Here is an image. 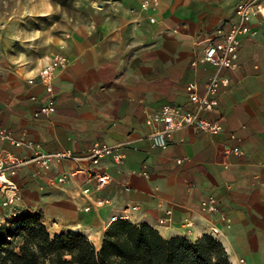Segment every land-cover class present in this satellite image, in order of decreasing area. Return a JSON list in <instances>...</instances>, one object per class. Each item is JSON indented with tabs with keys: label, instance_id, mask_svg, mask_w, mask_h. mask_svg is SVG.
<instances>
[{
	"label": "crops",
	"instance_id": "1",
	"mask_svg": "<svg viewBox=\"0 0 264 264\" xmlns=\"http://www.w3.org/2000/svg\"><path fill=\"white\" fill-rule=\"evenodd\" d=\"M240 2L0 0L1 125L46 153L70 149L85 156L99 143L122 144L127 155L123 165L104 157L97 165L53 166L51 176L78 168L107 173L112 181L102 190L84 174L52 188L35 176L34 164L25 166L13 178L16 203L42 207L46 218L86 235L98 249L116 216L166 239L210 236L233 264H264V0L249 18L257 34L242 38L239 68L219 70L202 61L238 21ZM60 55L69 64L56 72L55 112L37 117L49 98L40 71ZM215 76L229 85L203 115L221 121L224 131L183 127L172 133L168 149L155 147L151 135L162 124L150 119L167 106L196 110L187 87L196 83L204 94ZM225 148L240 150L230 154L228 167ZM0 154L33 155L3 139ZM85 188L91 195H83ZM210 196L215 211L202 207ZM5 198L0 191V221L9 212L1 206ZM98 198L111 203L96 209Z\"/></svg>",
	"mask_w": 264,
	"mask_h": 264
},
{
	"label": "built area",
	"instance_id": "2",
	"mask_svg": "<svg viewBox=\"0 0 264 264\" xmlns=\"http://www.w3.org/2000/svg\"><path fill=\"white\" fill-rule=\"evenodd\" d=\"M262 11L258 0H241L237 7L238 21L234 23L226 35L225 39L219 45H212L205 51L202 61L211 63L219 70L232 69L236 70L240 64V46L243 37H251L257 34L256 30H252L248 21L249 18L256 13ZM69 64V58L65 55L58 56L50 64L46 65L40 71V80L46 88L49 95L47 103L36 114L50 116L55 112L56 94H55V77L58 69L65 68ZM228 78L215 76L205 88L204 94L199 92V87L196 83H192L187 87L191 102L196 107V110H183L177 107H165L160 113L154 115L149 123L162 124L151 135L154 146L162 150H166L170 146V138L175 130L183 127H191L207 134H220L224 131V126L221 121H211L203 115V112H212L218 105L216 96L221 86H228ZM232 139H237L236 135H231ZM0 139L12 142L16 147L25 146L29 148L33 155L32 157H19L11 154H0V191L6 194V198L1 206H9L15 204L18 199L19 187L13 180L14 176L25 166L30 164L35 165V176L44 177L47 180L49 187L65 186L78 175L84 174L86 180L91 181L96 179V187L98 190L106 188L112 181V177L107 173H99L92 168L83 170L81 168L71 170L69 172L60 173L57 176H51L55 164H63L66 161H71L79 164L85 160H89L92 165H97L104 157H111L116 164L123 165L127 160V155L122 144L115 146H102L96 143L91 147L85 156L75 155L70 149H63L54 153H46L41 146L32 140L22 142L16 140L13 134L0 123ZM234 152L239 154V148L224 149V163L229 166V156ZM181 162V161H180ZM11 191L12 194H8ZM92 193L91 188L83 190L84 196H89ZM215 196H210L202 203L204 210L215 211ZM111 201L108 199L98 198L93 207L101 208ZM92 207L85 208V212H91ZM120 219L113 216L108 223V227ZM243 263V260H241Z\"/></svg>",
	"mask_w": 264,
	"mask_h": 264
},
{
	"label": "trees",
	"instance_id": "3",
	"mask_svg": "<svg viewBox=\"0 0 264 264\" xmlns=\"http://www.w3.org/2000/svg\"><path fill=\"white\" fill-rule=\"evenodd\" d=\"M119 1V0H115ZM0 264H233L210 236L166 239L147 225L119 220L100 249L78 232L52 236L40 214L25 213L0 226Z\"/></svg>",
	"mask_w": 264,
	"mask_h": 264
},
{
	"label": "rangeland",
	"instance_id": "4",
	"mask_svg": "<svg viewBox=\"0 0 264 264\" xmlns=\"http://www.w3.org/2000/svg\"><path fill=\"white\" fill-rule=\"evenodd\" d=\"M57 188V187H55ZM9 208V212L7 213V218L5 220H1L0 221V226L4 225V224H8L10 222H15L17 218H19L21 215L25 214V213H31V214H40V216L42 217V221L45 223V225L48 228L49 233L54 237L56 236L57 233L60 232L61 233H68V231L72 230V227L70 228V226H59L58 222L56 219H51L49 216L48 218H46V213H44V209L41 207H37V206H33V205H18V203L12 204L8 206ZM108 227V223L106 224ZM110 227V226H109ZM75 230V229H74ZM108 230V229H107ZM59 231V232H57Z\"/></svg>",
	"mask_w": 264,
	"mask_h": 264
}]
</instances>
